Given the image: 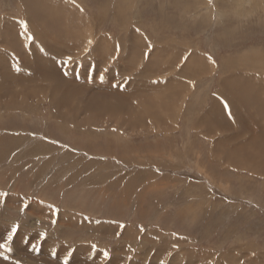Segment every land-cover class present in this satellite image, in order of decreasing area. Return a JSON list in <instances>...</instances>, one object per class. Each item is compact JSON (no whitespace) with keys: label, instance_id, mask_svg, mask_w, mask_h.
<instances>
[{"label":"rangeland","instance_id":"obj_1","mask_svg":"<svg viewBox=\"0 0 264 264\" xmlns=\"http://www.w3.org/2000/svg\"><path fill=\"white\" fill-rule=\"evenodd\" d=\"M263 75L264 0H0V264H264Z\"/></svg>","mask_w":264,"mask_h":264},{"label":"snow or ice","instance_id":"obj_2","mask_svg":"<svg viewBox=\"0 0 264 264\" xmlns=\"http://www.w3.org/2000/svg\"><path fill=\"white\" fill-rule=\"evenodd\" d=\"M20 24H21V26L25 29V32H27V22H26V21H21ZM28 38H29L30 40H31V39H34V37H32V36H29ZM89 43H91V41H89ZM149 47H151V45H149ZM86 50H87V49H86ZM118 50H119V45H117V51H118ZM145 55L147 56V53H146ZM71 59H72L71 56L67 57V60H68V61H71ZM225 106L227 107V105H225ZM53 143H55V141H53ZM8 195H9V194L6 193V192H0V204L4 203L3 198H4V197H7ZM28 207H29V205H28L27 203H24V204H22V206L20 207V211H21V212H24ZM52 211H53V214H55L56 212H58V209L53 208ZM52 223L55 224V223H56V220L53 219V220H52ZM97 223H99V221H97ZM113 223H115V222L113 221ZM19 227H20V226H19L18 224H12V225L10 226V230L7 231L6 236H5V235H0V240L3 241L2 243H0V249H5V250H7V251H12L11 246H10V242H13V241H14V237L16 236ZM119 227L123 228V227H125V226H124L123 224H120ZM140 231H141V232L144 231L143 226L140 227ZM41 235H45V234H41ZM120 235H121L120 232H117V233H116V236H117V237H119ZM33 247H35V245H34ZM172 247H173V248H177L178 245L173 244ZM92 248L95 249V248H96V245H92ZM53 255H55V252L53 253ZM71 255H72V253L69 252L68 255H66V256L64 257L63 264H69V257H70ZM109 255H110V254H109L108 251L105 250V251L103 252V256H104L105 259H107V258L109 257ZM0 256H3L4 260H6V261L10 259V257L7 256V255H4L3 252H0ZM14 264H21V262H20L19 260H16V261H14ZM161 264H163V262H161Z\"/></svg>","mask_w":264,"mask_h":264},{"label":"bare ground","instance_id":"obj_3","mask_svg":"<svg viewBox=\"0 0 264 264\" xmlns=\"http://www.w3.org/2000/svg\"><path fill=\"white\" fill-rule=\"evenodd\" d=\"M101 22V21H100ZM55 49V48H54ZM192 70V69H191ZM204 70H206V69H204ZM195 71V70H194ZM239 71V70H238ZM199 72V71H198ZM200 73V72H199ZM177 74V73H176ZM234 75V74H233ZM245 75V74H244ZM144 76V75H143ZM230 76V75H229ZM235 76V75H234ZM241 78H242V75L240 76ZM240 77H238V78H240ZM247 77V76H246ZM245 77V78H246ZM249 77V76H248ZM263 77H264V75H263ZM237 78V77H236ZM244 78V79H245ZM218 79H219V77H218ZM230 79V78H229ZM249 79V78H248ZM236 80V79H235ZM241 80V79H240ZM243 80V79H242ZM231 81H233V80H231ZM246 81V80H245ZM227 82V81H226ZM225 82V83H226ZM233 83V82H232ZM239 83V82H238ZM245 82H243V84H244ZM222 84V83H221ZM230 84V83H229ZM247 84V83H246ZM231 85V84H230ZM239 85V84H238ZM241 85V84H240ZM245 85V84H244ZM244 85H243V87H241V88H239V89H241L242 91V93H245V97L247 96V98H249V99H251V101L253 100V99H256L258 102H260V100L258 99V93L259 92H257V91H259V89H257V91L256 90H253V89H251L250 87H249V85H248V87L247 86H245L244 87ZM230 89V88H229ZM232 90V89H231ZM237 90V89H236ZM239 92V91H238ZM263 94V93H262ZM235 96H237V95H235ZM225 97V96H224ZM241 97V96H240ZM227 98V97H226ZM244 98V97H243ZM260 98H262V97H260ZM239 99V98H238ZM246 99V98H245ZM243 100V99H242ZM247 100V99H246ZM245 100V101H246ZM227 101V100H226ZM250 101V100H249ZM248 101V102H249ZM263 101V100H262ZM233 102V101H232ZM216 103V102H215ZM233 104V103H232ZM249 104H250V102H249ZM251 104H254V102L252 101V103ZM255 104H256V101H255ZM254 104V105H255ZM258 104V103H257ZM245 105H247L246 103H245ZM259 105V104H258ZM229 106V105H228ZM231 106V105H230ZM234 106V105H233ZM262 106H264V102H263V104H261V106L260 107H262ZM216 107V106H215ZM219 107V106H218ZM217 107V108H218ZM232 107V106H231ZM217 108H215V109H217ZM220 108H221V106L219 107V110H220ZM236 108V107H235ZM214 109V110H215ZM240 109V108H239ZM225 110V109H224ZM216 111V110H215ZM251 111V110H250ZM253 113V112H252ZM254 114V113H253ZM212 115V114H211ZM219 121V120H218ZM234 121V120H233ZM222 123V122H221ZM242 124V123H241ZM232 125V124H231ZM241 127H242V125H240ZM262 142V141H261Z\"/></svg>","mask_w":264,"mask_h":264}]
</instances>
